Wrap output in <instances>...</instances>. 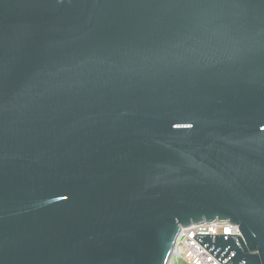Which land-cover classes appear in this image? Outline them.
<instances>
[{"label": "water", "instance_id": "1", "mask_svg": "<svg viewBox=\"0 0 264 264\" xmlns=\"http://www.w3.org/2000/svg\"><path fill=\"white\" fill-rule=\"evenodd\" d=\"M204 223L264 264V0H0V264H171Z\"/></svg>", "mask_w": 264, "mask_h": 264}, {"label": "built area", "instance_id": "2", "mask_svg": "<svg viewBox=\"0 0 264 264\" xmlns=\"http://www.w3.org/2000/svg\"><path fill=\"white\" fill-rule=\"evenodd\" d=\"M196 234H238V228L229 223L198 224L183 229L177 239L175 256L186 264H222L194 238Z\"/></svg>", "mask_w": 264, "mask_h": 264}, {"label": "rangeland", "instance_id": "3", "mask_svg": "<svg viewBox=\"0 0 264 264\" xmlns=\"http://www.w3.org/2000/svg\"><path fill=\"white\" fill-rule=\"evenodd\" d=\"M171 264H186V263L183 262V260L180 256L176 255Z\"/></svg>", "mask_w": 264, "mask_h": 264}]
</instances>
